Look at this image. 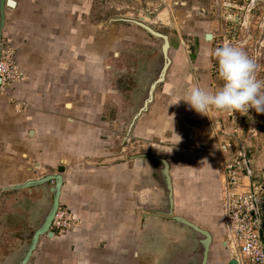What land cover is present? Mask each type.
I'll return each instance as SVG.
<instances>
[{"label":"crops","instance_id":"crops-1","mask_svg":"<svg viewBox=\"0 0 264 264\" xmlns=\"http://www.w3.org/2000/svg\"><path fill=\"white\" fill-rule=\"evenodd\" d=\"M14 1L5 9L2 44L14 48L25 75L0 88V264L15 263L48 195L46 186L7 187L59 172L60 208L77 224L51 239L41 237L29 264H113L133 251L140 259L156 254L164 222L147 211L161 209L164 194L158 165L138 158L142 153L169 162L176 214L210 232L208 224L220 221L221 228L223 174L209 136L211 117L184 100L174 103L193 87L215 92L222 85L210 71L211 44L198 35L193 41L186 37L192 29L186 15L177 19L181 11L173 10L160 20L152 8L160 0ZM115 16L142 18L169 38L165 78L127 140L157 72L161 41L136 25L111 20ZM221 112L212 117L229 129ZM200 125L205 134L195 133ZM204 140L207 145H200Z\"/></svg>","mask_w":264,"mask_h":264},{"label":"water","instance_id":"water-1","mask_svg":"<svg viewBox=\"0 0 264 264\" xmlns=\"http://www.w3.org/2000/svg\"><path fill=\"white\" fill-rule=\"evenodd\" d=\"M14 5V0H0V56L2 50V29L5 23V9L7 7H13ZM111 20L123 21L136 25L161 41L157 72L151 78L146 87L141 105L129 124L128 130L124 136V139L127 140L134 120L142 112L147 110L148 104L153 100L154 90L157 84L161 83L165 78V74L170 64V57L168 54L169 38L166 33L153 28L151 25L144 22L142 18L137 19L115 16ZM204 38L205 40H211L212 34L206 32ZM228 134L235 138L242 147L246 169L247 172H250L251 166L248 155L244 149V143L240 141L235 134L231 132ZM137 157L146 158L158 165V176L164 194V203L161 209L150 210L147 212L151 213V216L158 218L160 222H164V225L161 224L163 228L161 229V234L158 239L159 243L155 247V251H157L156 254H159L161 251L160 248L162 249L163 247L168 246L169 250L166 252L163 261H160L161 263L158 258H153L156 254H152L150 258L149 256L151 254H147L146 257L143 259L141 257L140 259L137 252L133 251L126 257L124 256V258H120V256H118V258L116 257L118 260L117 264H192L194 260H196V264H207L210 245L213 239L212 233L192 220L174 212V192L169 162L166 158L155 154L142 153L137 155ZM62 184L63 175L59 172L47 174L39 178H30L23 183L13 184L7 187L8 189H24L38 186H46L48 188V195L45 199V204L42 207L39 220L32 226V230L27 234V242L17 255L14 264H29L37 249L40 238L46 237L51 239L55 236L52 223L56 212L60 207ZM148 258L151 262L148 261ZM227 264H237V261L235 259H230Z\"/></svg>","mask_w":264,"mask_h":264},{"label":"built area","instance_id":"built-area-1","mask_svg":"<svg viewBox=\"0 0 264 264\" xmlns=\"http://www.w3.org/2000/svg\"><path fill=\"white\" fill-rule=\"evenodd\" d=\"M15 60V50L10 45H3L0 56V88H7L24 79ZM211 109V108H210ZM210 111V110H209ZM213 111H222L232 124L230 128L223 125V120L213 119ZM221 112V113H222ZM251 126L257 123L254 109ZM209 129L221 155L223 174L222 211H223V245L227 259H235L237 264H264V161L261 167L247 172L243 150L239 142L228 135L227 130L238 138L244 132L246 119L238 111L212 110L208 113ZM250 132H256L251 128ZM253 136V134H251ZM77 224L71 212L65 208L57 210L52 227L54 232L70 230Z\"/></svg>","mask_w":264,"mask_h":264},{"label":"rangeland","instance_id":"rangeland-1","mask_svg":"<svg viewBox=\"0 0 264 264\" xmlns=\"http://www.w3.org/2000/svg\"><path fill=\"white\" fill-rule=\"evenodd\" d=\"M175 1L184 2V7L182 4H179L181 7L178 6L176 8L177 4ZM160 2V5L157 1H153L152 3V8H158L156 13H158V18L160 20L172 16L171 13L173 10L178 12L181 11L177 16V19H183L182 17L186 15L187 21L192 24V29L185 31V35H187L186 37L189 40L192 39L193 41V38L197 35L199 38L204 39V34L206 32L212 34L211 40H204L207 44H211L212 68L210 71L215 74V83L218 84V87L221 85V80L217 73V62L214 57V51L216 48L221 47L224 44H230L243 50L251 59H253L257 66V79L264 82V0H160ZM198 22L204 23L205 26L197 25L196 23ZM262 91H264V89H262ZM211 109L214 110V108ZM250 113H241L238 111V115H243L246 121ZM254 114L257 123L254 127L251 126L250 129L255 128L256 132H248L250 129L248 123H245L244 132L240 133L239 136L243 138V142L246 146L245 150H248L251 156L249 159L255 161V167H253V169H256V166L258 167L256 163L259 164L260 168L264 161L262 156V153L264 152V113H257L254 109ZM224 116L227 119L226 115ZM196 128L198 131L196 130L195 133L202 134L204 132L205 134L204 126L200 125ZM248 134H253V139L249 140ZM209 136L213 139L210 129ZM192 138V140L195 139L194 137ZM200 145L206 146V140ZM195 146H198L196 140L193 143V147ZM219 168L221 172V165ZM221 220V228L218 226L220 221L214 225L208 224L212 231L213 239L210 245L207 264H224L227 259L226 249L222 243L223 211L221 213ZM74 227L75 226L72 228ZM64 232H67V230ZM160 250V253L153 256V258L156 257L159 262H162L169 247H163L162 249L160 248ZM151 256L152 255H150L149 258ZM149 258L148 261L151 262ZM117 262L118 260L115 258L112 261L113 264H117ZM192 264H196V260H194Z\"/></svg>","mask_w":264,"mask_h":264},{"label":"clouds","instance_id":"clouds-1","mask_svg":"<svg viewBox=\"0 0 264 264\" xmlns=\"http://www.w3.org/2000/svg\"><path fill=\"white\" fill-rule=\"evenodd\" d=\"M214 57L218 77L222 81L219 90L212 92L196 86L174 103L184 100L197 113L204 115H208L210 108L233 113H246L252 108L257 113H264V82L257 79L254 60L230 44L216 48ZM180 140L181 137L176 144Z\"/></svg>","mask_w":264,"mask_h":264},{"label":"flooded vegetation","instance_id":"flooded-vegetation-1","mask_svg":"<svg viewBox=\"0 0 264 264\" xmlns=\"http://www.w3.org/2000/svg\"><path fill=\"white\" fill-rule=\"evenodd\" d=\"M225 264V263H224Z\"/></svg>","mask_w":264,"mask_h":264}]
</instances>
